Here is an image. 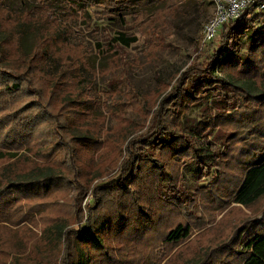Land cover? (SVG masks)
I'll list each match as a JSON object with an SVG mask.
<instances>
[{
    "label": "rangeland",
    "instance_id": "obj_1",
    "mask_svg": "<svg viewBox=\"0 0 264 264\" xmlns=\"http://www.w3.org/2000/svg\"><path fill=\"white\" fill-rule=\"evenodd\" d=\"M39 3L7 0L4 7L17 12ZM68 12L63 22L70 31L68 42L61 45L59 53L71 59L61 68L50 64L51 83H37L41 97L22 89L0 93V264H65L67 231L72 239V264H231L242 250L233 239L262 219L264 198L249 207L234 203L232 197L199 198V205L174 204V211H160L162 201L167 202L166 191L157 183L151 189L128 181V193L100 188L117 176L128 143L149 132L154 111L181 74L189 67L204 65L216 53L220 29L213 40L202 39L203 26L214 13V0H178L170 9H152L148 16L136 18L129 14L124 18L106 16L98 4L83 13ZM4 22L0 32L14 31L13 20ZM252 23L263 27L264 34V9L248 14L244 24ZM243 27L230 34L219 58L238 49L247 57ZM120 33L135 41L121 46L117 40ZM238 39L244 44H237ZM32 42L33 33L24 31L21 47L25 52ZM8 47V58L17 57L11 45ZM245 59L250 64H244ZM13 61L21 65L15 58ZM25 63L29 60L16 72L29 82ZM64 69L66 74H62ZM5 71L1 69L0 76L9 79ZM216 75L250 85L255 95H237L229 116L216 113V100L206 95L187 109L182 124L200 121L197 131L220 143L226 153L239 152L243 145L253 152L264 143V50L249 54L225 73L218 69ZM76 81L79 90L83 89L80 97L73 96ZM78 98L84 99L83 107ZM189 104V98L177 99L169 107ZM16 123L37 127L38 136L25 145L13 143L10 135L14 134L5 133L12 132ZM187 138L177 140V147ZM167 154L158 150L155 158L148 159L160 174L157 158L164 159ZM179 163L181 190L194 196L208 178L197 179L201 171L192 158L181 157ZM48 171L56 178L18 188L25 177ZM146 192L149 197L155 195L158 211L154 215L148 210L142 221L136 208L143 204L139 200ZM147 205L151 207L149 202ZM178 220L192 223L190 235L178 242L163 241L166 225ZM82 231L90 234L81 237Z\"/></svg>",
    "mask_w": 264,
    "mask_h": 264
},
{
    "label": "trees",
    "instance_id": "obj_2",
    "mask_svg": "<svg viewBox=\"0 0 264 264\" xmlns=\"http://www.w3.org/2000/svg\"><path fill=\"white\" fill-rule=\"evenodd\" d=\"M6 1L0 0V12L2 11L0 26L2 22L3 25L6 24L4 20L11 19L14 21L13 27H11V29L14 28V31L5 28V30L11 31L7 34L0 32V70H7L5 74L8 77L10 76L9 79H6V77L2 79L0 76V93L4 90H8L7 93H13L14 90L22 89L27 90L36 97H41L42 89L37 88V83L40 80L51 83V74L48 71L50 64L54 63L55 68H61V64L71 59V56L60 55L59 53L61 45L68 42L67 37L70 31L63 23L69 15L68 11L75 9L83 13L89 6L98 4L104 8L106 16L124 18L129 14L134 15V18H136L142 15L148 16L149 11L152 9L153 11L170 9L178 0H67L63 4H59L58 0H39L40 3L33 5L31 9L17 12L8 11L4 7ZM255 10L252 7L245 10L240 19L229 20L222 24L218 32L220 43L216 49L217 51H215L216 53H212L204 65L189 67L181 74L176 83L173 84L170 93L160 101L154 111L151 125H149V132L128 143L127 152L120 163L121 166L117 176L102 185L101 190H108L111 193H128L127 184L129 182L136 186H149L151 189L157 183L166 191L164 198L167 202L162 201L160 211H174V204L179 207L199 205V198L208 201L226 200L232 197L234 203L244 207H249L264 198V143L260 144L253 152L248 151L249 147L247 145H243L242 150L236 151L237 153L231 151L226 153L221 146H218L220 143L217 144L216 140H207V135L197 131L196 128L200 121L190 126L182 124V116L187 109L192 105L194 106V104H198L206 95H211L214 97V101L216 100V113L222 114L223 112L226 116H229V113L235 109L234 99H237L238 96L255 95V91L250 88V85L239 84L234 80L226 79V81L216 75L218 69L225 73L227 68L236 66L241 59L248 58L249 54L257 50H264V34L261 31L263 27H255L253 23L250 26L244 24L248 14ZM241 25H244L243 29L247 32L244 41L248 50L247 57L240 53V49H238L236 52H232L233 54H225L223 58H219V52L226 49L227 38ZM26 30L33 33V42L29 52H25L21 47V38ZM117 40L120 41L121 46H128L135 41V38L125 37L123 33H120ZM244 43H241L238 39L237 44ZM8 45H11L15 54L17 52V57L8 58ZM14 58L15 61L21 62L19 67L13 64ZM26 59L29 60V63H25L24 67L30 75L29 82L16 72L18 68L23 66ZM247 62H249V59H245L244 64ZM66 73L67 70L64 69L62 74ZM37 74H40V77ZM226 74L230 78L232 77L231 74ZM71 77L77 78L78 82L81 80L78 79V75ZM23 81L27 84L24 85ZM77 81L75 83L77 93L76 95L73 93V96L80 97L83 89L80 88L81 90H79ZM3 82L5 83L3 84ZM69 95L72 96L71 93ZM186 97L190 101L187 107H183V105H179V108L169 107V104L175 100H186L188 99ZM78 99H80V105L83 107L81 102H84V99ZM215 102L214 104H216ZM31 127L27 128L23 124L16 123L12 132L5 134H14L10 135L13 143L25 145L39 134V131H37V134L34 131V129L37 130V127ZM186 130L189 131L186 133ZM187 135L189 138L183 141L182 146L177 147L176 141ZM158 150L162 153H168L164 159L157 158L161 166V174L148 160L149 158H155L154 153ZM216 156L221 157V160L217 161ZM181 157L192 158L194 163L198 165L201 171L198 180L204 179L206 176L208 178L205 185L202 184L196 189L194 196L187 195L181 190L178 172ZM45 173L38 172L31 178H28L29 176L25 177V181H21L23 185H18V188L23 186L24 189L25 186L30 185L28 183L40 179L51 180L56 178L49 171ZM139 201L143 204L137 206L136 212L139 219L142 215V221L149 214L148 210L154 215L158 211L155 205L158 200L154 194L149 197L146 192ZM147 202L151 204V207L147 205ZM134 205L137 204H132V206ZM262 214V219L253 221L243 231L241 237L236 236L237 238L233 239V244L241 245L242 250L235 254L231 264H264V207ZM161 218H164L163 215H161ZM141 224L146 226V224ZM190 224L192 223L189 221L178 220L166 225V230L162 233L163 241L178 242L187 238L191 232ZM89 234L87 231H82L80 236L85 237ZM64 242L66 244V254L63 256L65 264H72V239L68 231L64 234ZM226 263H229V261Z\"/></svg>",
    "mask_w": 264,
    "mask_h": 264
},
{
    "label": "built area",
    "instance_id": "obj_3",
    "mask_svg": "<svg viewBox=\"0 0 264 264\" xmlns=\"http://www.w3.org/2000/svg\"><path fill=\"white\" fill-rule=\"evenodd\" d=\"M254 7L261 11L264 9L263 0H214L213 16L205 23L202 29V39L205 42L215 38L222 24L229 20H238L245 10Z\"/></svg>",
    "mask_w": 264,
    "mask_h": 264
}]
</instances>
